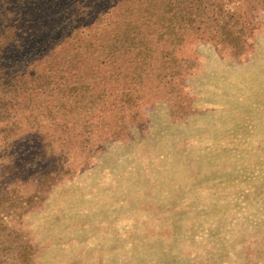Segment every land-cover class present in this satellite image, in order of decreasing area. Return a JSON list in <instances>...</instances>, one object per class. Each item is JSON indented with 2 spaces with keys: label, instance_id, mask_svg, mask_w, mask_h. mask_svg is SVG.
<instances>
[{
  "label": "rangeland",
  "instance_id": "obj_1",
  "mask_svg": "<svg viewBox=\"0 0 264 264\" xmlns=\"http://www.w3.org/2000/svg\"><path fill=\"white\" fill-rule=\"evenodd\" d=\"M157 54L122 65L134 83L103 67L86 87L105 92L54 131L34 125L53 99H21L0 131V264H264V24L243 51Z\"/></svg>",
  "mask_w": 264,
  "mask_h": 264
},
{
  "label": "trees",
  "instance_id": "obj_2",
  "mask_svg": "<svg viewBox=\"0 0 264 264\" xmlns=\"http://www.w3.org/2000/svg\"><path fill=\"white\" fill-rule=\"evenodd\" d=\"M263 14L264 0H0V131L13 133L12 118L23 97L43 95L53 103L43 106L34 125L43 130L45 121L54 131L60 114L91 110L90 98L105 92L86 87L89 79L106 77L103 67L112 68L109 78L134 83L135 72L124 75L122 65L140 70L158 52L165 55L193 37L243 51L248 36L264 24ZM84 88L92 91L88 101L79 95ZM77 115L69 120L77 119L73 125L85 132L103 125L96 115Z\"/></svg>",
  "mask_w": 264,
  "mask_h": 264
}]
</instances>
